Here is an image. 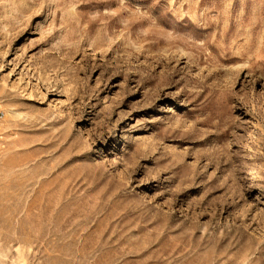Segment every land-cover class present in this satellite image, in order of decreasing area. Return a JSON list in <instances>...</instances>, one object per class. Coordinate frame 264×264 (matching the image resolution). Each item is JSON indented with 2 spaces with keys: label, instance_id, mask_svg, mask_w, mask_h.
Instances as JSON below:
<instances>
[{
  "label": "rangeland",
  "instance_id": "rangeland-1",
  "mask_svg": "<svg viewBox=\"0 0 264 264\" xmlns=\"http://www.w3.org/2000/svg\"><path fill=\"white\" fill-rule=\"evenodd\" d=\"M0 264H264V0H0Z\"/></svg>",
  "mask_w": 264,
  "mask_h": 264
},
{
  "label": "built area",
  "instance_id": "built-area-1",
  "mask_svg": "<svg viewBox=\"0 0 264 264\" xmlns=\"http://www.w3.org/2000/svg\"><path fill=\"white\" fill-rule=\"evenodd\" d=\"M6 121H7V112L0 104V149L3 146Z\"/></svg>",
  "mask_w": 264,
  "mask_h": 264
}]
</instances>
